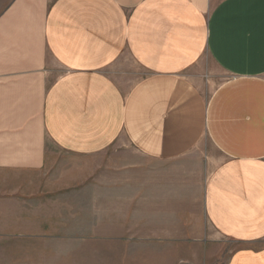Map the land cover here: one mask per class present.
Returning <instances> with one entry per match:
<instances>
[{
    "label": "crops",
    "instance_id": "0c3cea01",
    "mask_svg": "<svg viewBox=\"0 0 264 264\" xmlns=\"http://www.w3.org/2000/svg\"><path fill=\"white\" fill-rule=\"evenodd\" d=\"M205 64L225 76L206 90ZM110 148L160 165H143L144 218L202 220L191 234L238 244L224 264H264V0H0V187L30 177L12 193L36 195L55 149ZM116 182L96 178V203ZM9 217L33 236L54 216Z\"/></svg>",
    "mask_w": 264,
    "mask_h": 264
},
{
    "label": "rangeland",
    "instance_id": "374dc122",
    "mask_svg": "<svg viewBox=\"0 0 264 264\" xmlns=\"http://www.w3.org/2000/svg\"><path fill=\"white\" fill-rule=\"evenodd\" d=\"M133 70L134 78H138V68ZM203 71L205 90L206 85L217 86L225 77L208 69L206 64ZM116 77L120 79L121 74ZM203 148L202 145L197 149ZM210 152L213 153L212 149ZM203 153L201 150L200 154ZM131 161L136 165L129 172L110 170L111 163L127 168L126 163ZM182 163L187 164L184 159ZM143 165L151 166L152 172L160 171L158 163L127 150L116 152L110 148L99 156H74L55 149L52 163L42 172V178L38 176V194L12 193L17 187L31 188L25 183L30 177L19 180L18 175L9 176L6 186L0 187V264H224L239 246L232 241L206 243L203 236L191 234V229L198 230L202 220L184 219L183 235H174L168 232L174 231L173 228L159 227L162 220L143 217L150 215L142 203L143 179L147 174ZM206 166L203 177L201 172L202 180L213 164L208 162ZM100 175L122 184L115 188L119 200L96 203L95 180ZM130 189L137 191V201L129 204ZM110 191V186L103 187V199L108 198L105 194L110 195ZM34 211L54 216L47 220L48 229L33 236L11 229L14 223L27 221L12 219L11 214ZM99 211L104 218H97ZM132 215L136 216L131 218Z\"/></svg>",
    "mask_w": 264,
    "mask_h": 264
}]
</instances>
